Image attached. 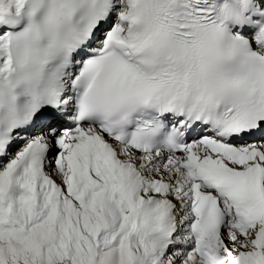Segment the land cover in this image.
I'll use <instances>...</instances> for the list:
<instances>
[{"label":"snow or ice","instance_id":"snow-or-ice-1","mask_svg":"<svg viewBox=\"0 0 264 264\" xmlns=\"http://www.w3.org/2000/svg\"><path fill=\"white\" fill-rule=\"evenodd\" d=\"M0 264H264V0H0Z\"/></svg>","mask_w":264,"mask_h":264}]
</instances>
